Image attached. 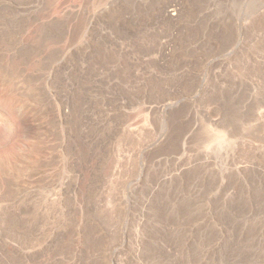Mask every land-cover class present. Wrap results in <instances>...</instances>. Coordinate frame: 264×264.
Returning a JSON list of instances; mask_svg holds the SVG:
<instances>
[{
	"label": "rangeland",
	"instance_id": "374dc122",
	"mask_svg": "<svg viewBox=\"0 0 264 264\" xmlns=\"http://www.w3.org/2000/svg\"><path fill=\"white\" fill-rule=\"evenodd\" d=\"M0 264H264V0H0Z\"/></svg>",
	"mask_w": 264,
	"mask_h": 264
},
{
	"label": "bare ground",
	"instance_id": "6f19581e",
	"mask_svg": "<svg viewBox=\"0 0 264 264\" xmlns=\"http://www.w3.org/2000/svg\"><path fill=\"white\" fill-rule=\"evenodd\" d=\"M172 10H175V9H172Z\"/></svg>",
	"mask_w": 264,
	"mask_h": 264
}]
</instances>
